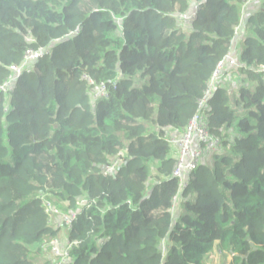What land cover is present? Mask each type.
Here are the masks:
<instances>
[{
    "label": "trees",
    "instance_id": "1",
    "mask_svg": "<svg viewBox=\"0 0 264 264\" xmlns=\"http://www.w3.org/2000/svg\"><path fill=\"white\" fill-rule=\"evenodd\" d=\"M200 1L0 0V264H39L58 238L41 194L75 215L72 264H206L214 251L264 264V0L236 56L240 85L209 102L220 153L182 194L173 177L167 138L243 18L245 0H208L178 20ZM30 49L44 55L4 94Z\"/></svg>",
    "mask_w": 264,
    "mask_h": 264
},
{
    "label": "built area",
    "instance_id": "2",
    "mask_svg": "<svg viewBox=\"0 0 264 264\" xmlns=\"http://www.w3.org/2000/svg\"><path fill=\"white\" fill-rule=\"evenodd\" d=\"M207 1L208 0H201L200 2L194 3L188 13L178 15V20L185 24H192L196 20L200 6ZM238 32L239 29H237V33ZM43 55V50L30 49L25 54L21 66L12 67V76L2 87L1 91L7 94L13 88V83L22 72L29 69ZM239 66L237 57L229 55L213 74L208 84L207 91L198 102L197 110L192 115L186 128L181 133L170 134L167 138L175 151L176 161L173 177L178 181L179 194H182L188 188L191 176L221 151V139L210 130L209 102L214 97L215 91L218 88L228 86L229 78L238 70ZM261 69L264 73V67ZM93 95L95 98H106L108 96L107 85H94ZM116 168L117 163L105 168V174H115ZM178 201L179 199L176 197L174 206L177 205ZM42 202L46 213L50 215V223H52L51 219L53 216H58L62 225L70 226L72 224L75 219L74 214L61 213L45 198H42ZM62 225L59 226L61 227ZM60 227L53 228L58 230ZM74 246L75 243L70 242V240L62 242L59 238H52L43 243L42 250L50 257V264H72L71 251Z\"/></svg>",
    "mask_w": 264,
    "mask_h": 264
},
{
    "label": "rangeland",
    "instance_id": "3",
    "mask_svg": "<svg viewBox=\"0 0 264 264\" xmlns=\"http://www.w3.org/2000/svg\"><path fill=\"white\" fill-rule=\"evenodd\" d=\"M158 19V18H157ZM160 20V19H158ZM161 21V20H160ZM170 21H167V23H169ZM77 43H80L78 42L77 40H75L73 42V44H77ZM242 49L245 48V44L243 43ZM58 56V54H57ZM237 83L238 85L236 84V86H229L228 89H229V93L232 94L233 92L236 91L237 87L240 85L239 83V79H237ZM211 163H208L207 166H210ZM155 168L157 167V164L154 165ZM198 176H202L204 174V169L198 171ZM154 184V180L151 181L150 185L152 186ZM41 197L42 198H45L47 199L46 195L44 194H41ZM178 205V203H177ZM53 206L58 209L61 213L63 214H71L70 212L67 211V205L66 204H57L56 202L53 203ZM74 214V213H73ZM52 225L54 228L56 227H60L59 225H62L61 224V220L58 216H53L52 219ZM58 230L59 231V235H58V238L62 241V242H66V241H69V231H68V228L65 226V225H62ZM49 259L50 257H48L47 254H44V257L43 259L40 261L39 264H46L47 262H49ZM232 260V257L228 254H220L218 253V251H214L207 259L206 261V264H229Z\"/></svg>",
    "mask_w": 264,
    "mask_h": 264
},
{
    "label": "crops",
    "instance_id": "4",
    "mask_svg": "<svg viewBox=\"0 0 264 264\" xmlns=\"http://www.w3.org/2000/svg\"><path fill=\"white\" fill-rule=\"evenodd\" d=\"M262 7V0H245V3L243 5V18H242V24L238 28L239 32L237 33V38L235 39V46H234V52L233 56L236 57L241 51H242V45L244 43V32L246 28L248 27V23L250 19L261 9ZM231 78H229V86H234V82H230Z\"/></svg>",
    "mask_w": 264,
    "mask_h": 264
}]
</instances>
